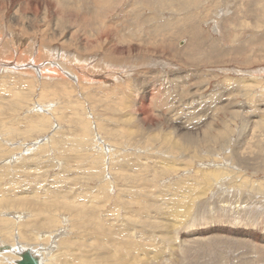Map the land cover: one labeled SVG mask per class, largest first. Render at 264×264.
<instances>
[{
	"label": "rangeland",
	"instance_id": "rangeland-1",
	"mask_svg": "<svg viewBox=\"0 0 264 264\" xmlns=\"http://www.w3.org/2000/svg\"><path fill=\"white\" fill-rule=\"evenodd\" d=\"M263 8L0 1V264H264Z\"/></svg>",
	"mask_w": 264,
	"mask_h": 264
},
{
	"label": "bare ground",
	"instance_id": "bare-ground-1",
	"mask_svg": "<svg viewBox=\"0 0 264 264\" xmlns=\"http://www.w3.org/2000/svg\"><path fill=\"white\" fill-rule=\"evenodd\" d=\"M0 1H2V0H0ZM3 4V3H2ZM263 6V5H262ZM4 7V6H3ZM70 8H73V9H71V11H78V8L79 7H70ZM263 10H264V8H263ZM70 12V11H69ZM72 13V12H71ZM256 15V14H255ZM257 15H259V14H257ZM78 16V15H77ZM253 17V16H252ZM189 19V18H188ZM256 19H258V18H256ZM190 20V19H189ZM262 24H264V23H262ZM101 25H103V24H101ZM259 26V25H258ZM192 30V29H191ZM195 31V30H194ZM178 39V38H177ZM257 42V41H256ZM202 45V44H201ZM198 47V46H197ZM217 59V58H216ZM57 76V75H56ZM15 91V90H14ZM31 129V128H30ZM178 214H179V212H178ZM177 214V215H178ZM97 217V216H96ZM98 218V217H97ZM97 218H95V216H87V217H83V216H81V221H83L82 223H85V224H87V225H89L90 223H96V222H98V219ZM106 222V221H105ZM102 223V222H101ZM98 224V223H97ZM107 224V223H106ZM78 225V224H77ZM92 225V224H91ZM105 225V224H104ZM83 226V228H84V226L85 225H82ZM93 226V225H92ZM98 226H101L100 224L98 225ZM74 227V226H73ZM76 228V227H75ZM98 228V227H97ZM103 228H104V226H103ZM102 228V229H103ZM108 228V227H107ZM95 229V228H94ZM81 230V229H80ZM109 229H106L105 228V230L104 231H102V232H105V231H108ZM123 230V229H122ZM59 231V230H58ZM102 232H100V233H102ZM116 232H119L120 234H121V232H120V230L119 231H117V230H115V232L114 233H116ZM62 232L60 231V234H61ZM86 233V232H85ZM85 233H84V235H85ZM95 233V232H94ZM99 233V234H100ZM93 234V233H92ZM91 234V235H92ZM118 234V233H117ZM90 235V236H91ZM97 236L95 237V240L98 242V244L100 245V247H103L102 245L103 244H109L108 243V241H106V239L104 240V237H105V235L104 236H99L98 235V233L96 234ZM103 235V234H102ZM131 236V235H130ZM130 236H129V238H130ZM41 237V239H42V241H46V240H51V239H53V236H40ZM57 236H55L54 237V239L56 238ZM64 237V236H63ZM82 237V236H81ZM116 237H117V235H116ZM120 237V236H119ZM127 237V236H126ZM84 238V237H83ZM108 238V237H107ZM115 238V237H114ZM123 238H125L124 236H123ZM53 239V240H54ZM80 239V238H79ZM84 240V239H83ZM109 240V239H108ZM86 241V240H85ZM110 241V240H109ZM111 241H112V239H111ZM126 241V240H125ZM130 241H132V240H130ZM126 242H128V243H119L118 245L121 247V249H120V251L122 252V253H124L125 254V251H127V249H128V247L127 246H130V245H132V248L131 249H134L133 247H135L136 249H139V247L141 246L139 243H137V242H130L129 243V241H126ZM55 244V243H54ZM84 245V247L86 248L87 246H86V243H84V242H82L81 240H74V241H71V240H62V242H61V246H63L65 249H66V251L67 252H65V255L60 259V261H61V263L60 264H93L94 263V260L96 261L98 258H100L99 257V254H97V253H94L95 254V256L96 255H98V256H94L93 255V257H94V260L92 261V259L91 260H88V259H86L84 256H79L76 252L80 249V247L81 246H83ZM54 246V245H53ZM96 246V245H95ZM111 246H112V250L110 251V253H107V252H104V253H102L103 255H106V254H109V259H108V261L109 260H111V258H113V256L115 257V258H113L114 259V261H113V263H119V264H126V259H123V258H119L118 256L116 257L115 256V249H114V241H112L111 242ZM55 247V246H54ZM60 247V246H59ZM109 247V246H108ZM116 247V246H115ZM117 248V247H116ZM127 248V249H126ZM3 249V251H5V252H7V253H12L13 252V248L12 247H9V246H3V248H1L0 250H2ZM51 249H53V248H51ZM99 249V248H98ZM49 250V251H48ZM105 250V249H104ZM116 250H118V249H116ZM32 252L37 258H39L40 259V261H41V264H44V258L42 259V257H43V254L42 253H39L38 251H35V250H33V249H31V248H29V247H27V248H25V249H21V250H18L17 251V253H14V255H15V258H14V260L13 261H8L7 262V264H16V262L18 261V260H20V255L21 254H24L25 252ZM46 253H45V255H49V253H50V249H45L44 250ZM119 251V250H118ZM131 251H133V250H131ZM139 251V250H138ZM135 252V249H134V251L133 252H130V253H134ZM92 253V252H91ZM112 253H113V255H112ZM129 252L127 251V254H128ZM118 254V253H117ZM41 255V256H40ZM91 255V254H90ZM128 256V255H127ZM126 256V258H128ZM92 257V256H91ZM123 257V256H122ZM132 257V256H131ZM130 256H129V259L131 258ZM100 259H102V258H100ZM107 259V258H106ZM128 259V260H129ZM66 260V261H65ZM104 260V259H103ZM102 260V261H103ZM101 262V261H100ZM107 262V261H106ZM111 262V261H110ZM130 262V261H129ZM102 263V262H101ZM131 263V262H130ZM132 264V263H131Z\"/></svg>",
	"mask_w": 264,
	"mask_h": 264
},
{
	"label": "water",
	"instance_id": "water-1",
	"mask_svg": "<svg viewBox=\"0 0 264 264\" xmlns=\"http://www.w3.org/2000/svg\"><path fill=\"white\" fill-rule=\"evenodd\" d=\"M20 260L16 262V264H41L39 258H37L32 252H25L20 255Z\"/></svg>",
	"mask_w": 264,
	"mask_h": 264
}]
</instances>
